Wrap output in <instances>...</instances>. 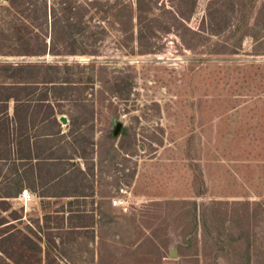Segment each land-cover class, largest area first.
Instances as JSON below:
<instances>
[{
	"label": "rangeland",
	"instance_id": "rangeland-1",
	"mask_svg": "<svg viewBox=\"0 0 264 264\" xmlns=\"http://www.w3.org/2000/svg\"><path fill=\"white\" fill-rule=\"evenodd\" d=\"M34 1L27 0L22 13L28 22ZM90 1L72 0L86 8L87 26L55 53L8 52L14 48L8 37L0 46V98L8 94L1 86L8 83V63L66 64L92 78L85 93L94 111L85 134L70 135L63 114L66 159L42 166L35 189L23 184L30 200L0 201V222L6 221L0 224V264H256L254 248L264 234V35L245 36L235 47L240 33L226 39L228 32L208 31L210 0H151L154 15L133 19L131 33L125 19L113 22L115 0H106L99 20L90 18ZM41 2L49 45L50 6L58 5ZM233 2L210 6L217 28L235 22ZM193 4L191 17L174 25L175 9L187 13ZM263 5L256 0L253 12ZM162 8L170 13L161 15ZM11 12L8 0H0V23ZM260 15L259 26L264 9ZM7 170L5 163L0 192ZM80 224L88 226H71ZM9 232L17 242L2 237Z\"/></svg>",
	"mask_w": 264,
	"mask_h": 264
},
{
	"label": "trees",
	"instance_id": "trees-1",
	"mask_svg": "<svg viewBox=\"0 0 264 264\" xmlns=\"http://www.w3.org/2000/svg\"><path fill=\"white\" fill-rule=\"evenodd\" d=\"M26 1L8 0V10H12L11 16L9 17L8 14V20L2 19L0 23V46H3L8 37V42L12 45L8 44V47H14L10 48L11 50H8V52L19 49L24 54L44 55L54 52L56 47L62 45L67 39L78 40L83 35L85 26H87L83 19L84 9L86 8L82 4L73 5L72 0H56L58 7L54 4L50 6L52 19L50 21L51 31L48 45L45 41L46 34L43 35L42 22L39 21L40 17H43V23L47 22L46 5L45 3L42 5L41 2L38 6V0L34 1L31 10L35 12V15L28 22V19L22 16L27 8ZM232 1L234 2L231 4V9L235 11L236 20L234 23L225 24L221 28H217L212 22L215 14L211 12L210 6L216 0L208 2V31L215 35L228 32L226 39H231L240 33L237 44L234 45L235 47L241 45L245 36L256 39L261 38L264 35V22L259 26V17L264 5L261 9L253 12L256 0ZM105 4L106 0H91L89 5L94 10L90 18L97 17V20H99L104 17ZM152 5L151 0H135L134 2L115 0L111 4L109 12L112 15L113 22L119 24L122 19H125V22L129 23L128 31L131 33L130 26H132L133 19L141 21L147 15L152 14ZM194 9L195 4L187 13L182 12L177 7L175 13L172 14L174 25L177 26V23L182 25V21L190 18ZM166 12L170 13V11L162 8L161 15H165ZM252 16L254 20L250 25L249 21ZM95 27L97 31H103V28H99L98 25ZM258 27L262 29L261 33L255 30ZM28 28H31L34 37L29 35ZM185 28L195 33L188 27L185 26ZM93 31L95 32V29ZM38 40L39 43H37ZM33 43L37 44L36 48H30ZM211 51H215V48ZM69 53L76 54V51L73 50ZM79 54L89 53L86 50H81ZM75 64L79 66V63ZM5 76L8 78V83L1 86L8 88V94L4 98H0V170L7 163L8 184L12 185L13 190H8V184L3 187L4 190L0 192L2 204H6V200L3 198L19 196L25 183L35 189L41 181L42 166L54 165L52 163L54 161L59 162L58 164L61 165L64 164L63 161L66 159L64 151L67 142H61L64 133L58 119L59 116L66 114L70 118L69 123L66 125L70 135L72 132L80 130L85 134L93 128V125L87 124L93 119L94 112L87 101L85 93L92 78L77 73L74 74L71 65L16 61L8 63ZM125 87L128 89L129 85ZM71 89H76L73 92L74 94H72ZM10 102H12L11 110ZM2 104H5L3 108H1ZM122 133L128 135V128L124 127ZM65 171H67L66 168L61 169L59 175L64 174ZM35 173L36 175H34ZM7 206L3 205L2 208L7 210ZM3 223H6V221L0 222V224ZM71 226L78 228L88 225ZM2 237H8V241L15 243L18 235L9 232ZM29 241L35 246L37 252H41L39 242L32 238H29ZM48 248L49 245L46 243V250ZM254 249L256 264H264V234L262 240L257 242ZM246 251L248 252L249 249L247 248ZM37 263H40V260H37Z\"/></svg>",
	"mask_w": 264,
	"mask_h": 264
},
{
	"label": "water",
	"instance_id": "water-1",
	"mask_svg": "<svg viewBox=\"0 0 264 264\" xmlns=\"http://www.w3.org/2000/svg\"><path fill=\"white\" fill-rule=\"evenodd\" d=\"M59 121L61 122V123H65L66 122V116L65 115H61V116H59ZM121 126H122V123L120 122V121H118V122H116V124H115V128H114V130H113V134H117L118 133V131H119V129L121 128ZM171 254L172 255H175L176 254V252L175 251H171Z\"/></svg>",
	"mask_w": 264,
	"mask_h": 264
},
{
	"label": "built area",
	"instance_id": "built-area-1",
	"mask_svg": "<svg viewBox=\"0 0 264 264\" xmlns=\"http://www.w3.org/2000/svg\"><path fill=\"white\" fill-rule=\"evenodd\" d=\"M24 61V60H22ZM33 194L32 192L28 189V188H23L19 194V197L23 200V201H28L32 198Z\"/></svg>",
	"mask_w": 264,
	"mask_h": 264
}]
</instances>
